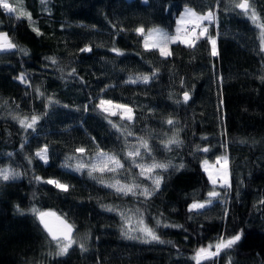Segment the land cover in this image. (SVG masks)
I'll return each instance as SVG.
<instances>
[{
  "label": "trees",
  "instance_id": "16d2710c",
  "mask_svg": "<svg viewBox=\"0 0 264 264\" xmlns=\"http://www.w3.org/2000/svg\"><path fill=\"white\" fill-rule=\"evenodd\" d=\"M9 3L22 6L32 21L0 8V30L27 51L0 52V167L21 173L16 180L0 181V264H196L197 249L237 233L242 238L233 248L202 264H264V52L257 25L229 0ZM251 4L264 22V0ZM183 5L214 11L215 21L202 23L207 34L193 47L168 43L172 54L167 57L146 50L147 30L170 32ZM140 26L145 35L135 31ZM208 36L216 40V56ZM153 72L147 84L128 82ZM184 92L190 94L187 103ZM102 99L130 107L134 121L102 112ZM32 115L40 117L34 129L12 118ZM169 118L177 121L174 127L165 123ZM109 120L133 135L125 137ZM176 128L183 144L168 151L161 141ZM140 137L152 146L151 156L141 150L140 159L172 165L156 170L163 180L147 200L117 195L105 186L114 179L135 180L151 190L137 168L127 171L131 161L123 155ZM45 145L47 163L35 156ZM81 147L88 156L98 150L117 155L125 170L101 177L64 167ZM203 148L208 151L198 150ZM218 156L228 158L231 187L215 185L220 196L190 212L189 203L208 200L212 189L201 163ZM180 164L184 167L176 170ZM50 179L69 190L45 182ZM39 211L72 225L76 243L68 255H54L57 246L41 225ZM141 219L163 243L127 236L143 226Z\"/></svg>",
  "mask_w": 264,
  "mask_h": 264
},
{
  "label": "snow or ice",
  "instance_id": "6c2138e0",
  "mask_svg": "<svg viewBox=\"0 0 264 264\" xmlns=\"http://www.w3.org/2000/svg\"><path fill=\"white\" fill-rule=\"evenodd\" d=\"M41 3H46V0H41ZM229 4L233 9H239L242 14L245 16H248L249 19L252 20L254 24L257 25V27L260 29V49L262 52H264V22L260 20V17L256 13L255 9L252 7L251 0H229ZM0 8L4 9L8 13H16L17 18H21L26 16L29 22L32 21V17L30 13H25L21 10L22 6H14L13 4L9 3V0H0ZM188 19L189 22L193 23L195 27L191 30L193 35L191 37H188L185 30V38L182 40L183 43H186L188 46L193 47L195 46L196 40H198L200 37L205 36L208 32L207 27H203L202 31H200L198 34L196 33L197 28H201L203 21L213 22L216 19L214 11L210 8L207 12L201 14L198 13L193 8L185 7L184 12L181 14L180 19L177 21V24L179 25L181 22H183L185 19ZM33 31L37 32L39 34L38 28H33ZM135 31L140 35H145V29L143 26L137 27ZM181 32V29L177 28V36H172L168 32H166L164 29L156 27L152 29L147 30V35L145 36V49L151 51L152 49H157L161 56L167 57L170 56L172 53L167 48V45L169 42H175L177 39H179V33ZM156 37L158 39L154 40L153 43L149 44L148 40L150 38ZM208 39L212 45V55L216 56L218 55L216 50V40L212 38L211 36H208ZM19 50L23 54H27L26 49L19 47L16 43H14L12 40L8 38L7 33L0 32V52L2 51H13V50ZM81 51H91L90 48H84L81 49ZM112 51L117 52V54H122L119 52V50L113 48ZM49 59L52 60L53 63H56L55 58L50 57ZM75 72V69H73V73ZM156 72H153L151 76L144 75L142 77H137L135 80H129L130 83H137L142 82L144 84H147L152 78L156 76ZM22 83L25 82L26 78L23 74H21L20 77H18ZM262 80H264V77H261ZM43 95V93H41ZM190 99V94L188 92L183 93V102L187 103ZM179 103V101H177ZM49 103H53L51 99H49ZM107 106V107H106ZM98 107L101 109L102 112L109 113L110 115H116L117 113L114 111H111L112 108L120 109L122 110V119H126L128 122L134 121V115L133 110L124 104L114 105L111 100H101ZM13 119L17 120L20 126L24 129H34L37 122L39 121L40 117L36 115H32L29 117L19 118L17 116H13ZM109 123L112 124V121L109 120ZM165 123L169 126H175L177 124V121H175L172 118H169L165 121ZM114 128H117V131H120L122 135L131 136L133 133L125 128H121L120 126L116 124H112ZM179 131L180 129L176 128L172 135L169 136L166 140L161 141L163 147L171 151L172 146H176L179 148L183 141L179 137ZM167 135V134H165ZM23 147V145H22ZM141 149L144 150L145 153H147L149 156H151L152 153V146L150 145L149 141L147 139H144L143 137L138 138V146H134L132 149H130L126 155L127 158L131 161V166L127 171L131 170V167L138 168L140 170L139 175L144 176L146 179H149L152 181L153 187L151 190L148 187H141L140 184L136 183L135 180H133L131 183H122L118 179H114V181L110 184H106V187L112 188L117 195H123V196H137V197H144L145 200L150 199L156 192L160 190V185L162 183L163 177H161L156 170H164L167 171L169 167H172L170 163H161L156 161L154 158L152 159V163L146 164L142 162H137L138 159L142 158ZM200 151L207 152V148L198 149ZM77 152L84 154L86 149L81 147L76 149ZM35 156L42 160L44 163L48 162V147L45 145L43 148L39 149ZM220 159H223V166H222V175L220 179L223 180V186L231 187L230 182L228 180V158L227 156L223 158H218L217 162H220ZM31 162V160H29ZM205 165H207V161L204 162ZM69 165L65 164L64 167H68ZM85 167H88V174L89 176H92L94 173H99L101 177L105 174H112L113 176L118 175L121 171L125 170V164L121 161V159L115 155V154H109L105 152H97L95 162L91 163L89 165H85L84 163H77L75 170L80 171L84 169ZM184 165L180 164L176 170H179L183 168ZM206 172L208 171V168L205 167L204 169ZM21 173L15 171L12 168H0V181H10V180H16L20 177ZM37 181H39L40 177H35ZM209 181L215 186L217 184V179L214 178V176L209 173L208 176ZM48 184L54 185L56 188H58L61 191L67 192L69 190V185L61 183L58 180H47L45 181ZM101 183H104V181L101 179ZM220 196V193L215 191L214 189L208 193L209 199L204 202H198L194 201L191 205H189V211L194 212L198 211L200 209H204L206 207V204H211L212 200L215 198H218ZM264 203V202H262ZM20 209L18 208V211ZM108 211H112V208H108ZM33 212H36L35 209H33ZM46 215H49L48 213H38V218L40 219V222L44 225L45 229L47 230L49 236L51 237V240L56 244L57 250L54 253L55 256L63 257L69 254V250L72 248V246L76 243V241L72 237L73 233V227L70 224H67L66 222L62 221L63 228L59 231H53L52 228L49 227L48 223L45 221L44 217ZM123 216V213H121ZM140 225H143L138 230L140 233L143 234L145 237L144 242L150 243V242H159L163 243V241L160 239V236L156 233V231L153 228L148 227L147 225L143 224V220L141 219L138 221ZM160 222L157 221V224ZM165 227L169 225H164ZM129 238H136V237H129ZM242 238V233H237L231 237H224L221 236L220 239L215 244H209L206 247H200L196 250L194 259L196 261V264H202L204 261H211L214 258L220 256V254L228 249L233 248L234 245H236ZM80 249L82 251H86V247L83 243L79 245ZM214 249V250H213ZM231 264V262H229Z\"/></svg>",
  "mask_w": 264,
  "mask_h": 264
},
{
  "label": "rangeland",
  "instance_id": "374dc122",
  "mask_svg": "<svg viewBox=\"0 0 264 264\" xmlns=\"http://www.w3.org/2000/svg\"><path fill=\"white\" fill-rule=\"evenodd\" d=\"M185 7H189V8H192L191 6H188V5H183L180 9H179V11L174 15V20H173V24H172V30L170 31V32H168L170 35H172V36H177L178 34H177V28L179 27L180 29H181V32L179 33V39H177L176 41L177 42H180V43H182V44H186V43H183L182 42V40L185 38V30H187V27H191L192 29L195 27V25L193 24V23H191V22H189L188 21V19L186 18L183 22H181L179 25L177 24V21L180 19V17H181V14L184 12V9H185ZM198 12V11H197ZM205 12H207V11H204V12H198V13H201V14H203V13H205ZM203 22H205V21H203ZM201 29H202V26H201V28H197L196 29V33L198 34L200 31H201ZM257 30H258V32L260 33V29L257 27ZM0 32H4V31H1L0 30ZM5 33V32H4ZM186 34H187V36L188 37H191L192 35H193V33H192V31H188L187 30V32H186ZM156 39H158V38H156V37H153V38H150L149 40H148V43L149 44H151V43H153L154 42V40H156ZM175 41V42H176ZM169 43H171V42H169ZM143 44L145 45V38H144V40H143ZM113 104L114 105H119V104H121V103H116V102H113ZM107 107V106H106ZM111 111H114V112H116L117 114V116L119 117V118H121V116H122V110H120V109H116V108H112L111 109ZM105 114H109V113H106V112H104ZM122 119V118H121ZM124 120H126V119H124ZM134 146H138V142H135V143H132V144H129V145H127V147H126V149H125V151L123 152V155H125L126 157H127V155H126V153L130 150V149H132ZM141 150H143V149H141ZM101 150H98V151H96V152H94L91 156H88V155H86V154H81V153H77L75 156V158L72 156L71 157V162L73 161V163H69V164H67V165H69L68 167H71V166H73V168H76V165H77V163H84L85 165H89V164H91V163H94L95 162V158H96V154H97V152H100ZM102 152H105V153H109V154H112V153H110V152H106V151H104V150H102ZM124 156V157H125ZM224 156H218V157H216L215 158V160L214 161H212V162H208L207 161V165H205L204 164V162L205 161H202V163H201V165H202V169H203V171L205 172V174H206V176H207V178H208V176H209V173H211L213 176H214V178H216L217 179V184L216 185H221V184H223V180L222 179H220V177H221V175H222V166H223V159H220V162L218 163L217 162V159L218 158H223ZM138 163L139 162H142V163H146V164H150V163H152V161H150V162H147V161H144V160H142V159H139L138 161H137ZM65 165V164H64ZM205 167H207L208 168V171L206 172L204 169H205ZM0 168H5V167H0ZM85 169H88V167H85ZM138 169V168H137ZM138 172H140V170L138 169ZM144 177V176H143ZM148 181L152 184V181L151 180H149L148 179ZM110 183H112V182H110ZM211 183V182H210ZM109 184V183H108ZM212 184V183H211ZM215 186L212 184V189L210 190V191H212L213 189L215 190V191H217L215 188H214ZM209 191V192H210ZM208 192V193H209ZM218 192V191H217ZM194 201H198V202H201V203H204V202H206L207 201V199H205V200H193V201H191L190 203H189V205H191ZM189 205H188V207H189ZM38 213H41L40 211L38 212ZM42 213H48L49 215H46L45 217H44V219H45V221L48 223V225H49V227L50 228H52L53 229V231H59L60 229H62L63 228V224L61 223L62 221H64L63 219H61L60 217H58V216H56V215H54V214H52V213H50V212H42ZM39 219V218H38ZM39 221H40V219H39ZM64 222H66V221H64ZM41 223V222H40ZM67 223V222H66ZM68 224V223H67ZM41 225L43 226V228L45 229V227H44V225L41 223ZM140 228V227H139ZM135 229H137V228H135ZM46 230V229H45ZM134 231V232H133ZM133 231H130V232H128L127 233V236H136V237H144L143 236V234L142 233H140L138 230H133ZM46 232H47V230H46ZM48 233V232H47ZM126 235V234H125ZM141 235V236H140ZM145 238V237H144Z\"/></svg>",
  "mask_w": 264,
  "mask_h": 264
},
{
  "label": "built area",
  "instance_id": "2783aa9c",
  "mask_svg": "<svg viewBox=\"0 0 264 264\" xmlns=\"http://www.w3.org/2000/svg\"><path fill=\"white\" fill-rule=\"evenodd\" d=\"M187 30H188V31H191V30H192V28L189 26V27H187Z\"/></svg>",
  "mask_w": 264,
  "mask_h": 264
},
{
  "label": "water",
  "instance_id": "95a60500",
  "mask_svg": "<svg viewBox=\"0 0 264 264\" xmlns=\"http://www.w3.org/2000/svg\"><path fill=\"white\" fill-rule=\"evenodd\" d=\"M182 96H183V93H182Z\"/></svg>",
  "mask_w": 264,
  "mask_h": 264
}]
</instances>
